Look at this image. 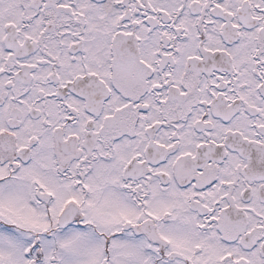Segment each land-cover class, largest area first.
<instances>
[{
  "label": "snow or ice",
  "instance_id": "obj_1",
  "mask_svg": "<svg viewBox=\"0 0 264 264\" xmlns=\"http://www.w3.org/2000/svg\"><path fill=\"white\" fill-rule=\"evenodd\" d=\"M0 264H264V0H0Z\"/></svg>",
  "mask_w": 264,
  "mask_h": 264
}]
</instances>
